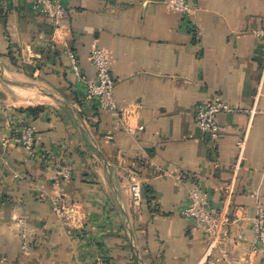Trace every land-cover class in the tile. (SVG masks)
Returning a JSON list of instances; mask_svg holds the SVG:
<instances>
[{"label": "crops", "instance_id": "1", "mask_svg": "<svg viewBox=\"0 0 264 264\" xmlns=\"http://www.w3.org/2000/svg\"><path fill=\"white\" fill-rule=\"evenodd\" d=\"M33 1L0 0V264H264L251 224L264 208V0H189L188 14L170 0H66L58 31ZM94 43L113 110L85 102L72 70L95 76ZM216 96L233 109L213 140L196 111ZM28 123L32 152L17 142ZM194 184L235 219L224 246L208 250L181 214Z\"/></svg>", "mask_w": 264, "mask_h": 264}, {"label": "built area", "instance_id": "2", "mask_svg": "<svg viewBox=\"0 0 264 264\" xmlns=\"http://www.w3.org/2000/svg\"><path fill=\"white\" fill-rule=\"evenodd\" d=\"M169 5L177 11L185 14L194 10L193 2L189 0H170ZM31 9L45 16L55 31L60 29L61 19L67 11L66 0H34ZM1 11V6H0ZM89 60L95 69L93 78H86L82 74L80 66L72 63V70L77 78L84 83V100L87 103H95L105 109L113 110L116 108V99L114 94V77L111 73L109 54L97 44H93L89 52ZM233 108L220 96L202 104L196 111V121L200 128L207 133L211 139L217 140L222 126L218 122V114L223 111H230ZM138 129H143L139 125ZM26 150L34 151L40 143V137L37 134L36 126L28 123L21 136L17 139ZM243 140L238 142L242 148ZM70 167L63 166L60 170L61 176H70ZM134 196L137 202L140 199L141 189L139 185H134ZM56 212L63 216L65 209L62 206L55 208ZM181 214L191 220L197 227L207 232L209 246L208 250L224 246L230 238V225L235 222L233 216L227 211L220 209L212 201L207 189L199 184L191 186L188 192L186 202L181 208ZM252 228L256 240L255 244L264 247V208L259 207L257 214L252 218ZM29 236L26 232L22 234V247L24 250L29 248ZM254 248H256L254 246ZM224 253H227L224 251Z\"/></svg>", "mask_w": 264, "mask_h": 264}, {"label": "trees", "instance_id": "3", "mask_svg": "<svg viewBox=\"0 0 264 264\" xmlns=\"http://www.w3.org/2000/svg\"><path fill=\"white\" fill-rule=\"evenodd\" d=\"M44 106H37V107H29L26 109L31 115H33L34 118L38 117L39 112L44 111Z\"/></svg>", "mask_w": 264, "mask_h": 264}, {"label": "rangeland", "instance_id": "4", "mask_svg": "<svg viewBox=\"0 0 264 264\" xmlns=\"http://www.w3.org/2000/svg\"><path fill=\"white\" fill-rule=\"evenodd\" d=\"M42 106H44V105H42Z\"/></svg>", "mask_w": 264, "mask_h": 264}]
</instances>
